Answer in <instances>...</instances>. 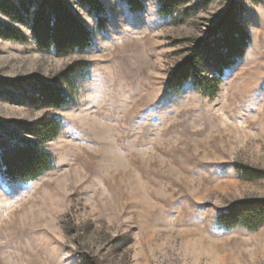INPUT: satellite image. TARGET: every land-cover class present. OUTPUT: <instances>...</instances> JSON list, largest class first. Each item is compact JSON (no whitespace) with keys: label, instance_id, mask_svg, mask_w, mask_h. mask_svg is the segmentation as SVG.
<instances>
[{"label":"rangeland","instance_id":"1","mask_svg":"<svg viewBox=\"0 0 264 264\" xmlns=\"http://www.w3.org/2000/svg\"><path fill=\"white\" fill-rule=\"evenodd\" d=\"M67 1L94 31L87 50L56 56L0 37V149L40 142L25 126L44 117L62 121L43 143L52 170L23 183L0 165V264H264V224L217 225L231 205L264 199V175L236 170L264 174V0H236L251 41L214 95L191 82L165 90L232 0H183L172 16L159 0H101L104 30ZM44 84L69 102L38 106Z\"/></svg>","mask_w":264,"mask_h":264},{"label":"trees","instance_id":"2","mask_svg":"<svg viewBox=\"0 0 264 264\" xmlns=\"http://www.w3.org/2000/svg\"><path fill=\"white\" fill-rule=\"evenodd\" d=\"M90 11L98 15V28H106V11L101 0H78ZM132 10H143L144 0H122ZM186 1V0H185ZM212 0H203L205 6ZM160 12L165 16L175 14L183 0H159ZM232 5L210 28L207 37L195 39L190 47L188 57L170 74L166 85V94H179L188 82L210 95L218 89L225 71L245 55L251 41L250 33L237 19V8ZM0 12L10 19L31 28V37L13 24H1L0 37L18 43L31 40L38 50L54 53L56 56H68L75 52H83L94 42V31L85 24L72 10L67 0H1ZM87 65V64H84ZM75 64L67 67L63 73L66 77L74 73ZM212 70V76L206 71ZM34 85V84H33ZM36 87H38L36 85ZM42 95L36 99L38 106L61 108L69 102L67 96L54 84H44ZM62 126L59 118L44 117L34 124L25 126L27 133L40 142L19 145L16 149L6 146L0 149V165L3 173L14 182H29L42 176L55 167V159L51 152L44 148L43 143L56 137ZM244 179L263 177V172L239 166L236 168ZM264 224V199L248 198L231 205L217 218L220 228L232 229L239 225L257 230Z\"/></svg>","mask_w":264,"mask_h":264}]
</instances>
